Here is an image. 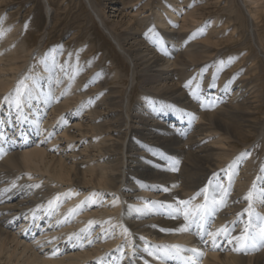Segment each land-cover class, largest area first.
I'll use <instances>...</instances> for the list:
<instances>
[{
    "label": "bare ground",
    "instance_id": "1",
    "mask_svg": "<svg viewBox=\"0 0 264 264\" xmlns=\"http://www.w3.org/2000/svg\"><path fill=\"white\" fill-rule=\"evenodd\" d=\"M181 11L162 2L154 17L122 25L128 48L120 39L119 46L142 86L129 109L122 90L108 86L119 74L96 72L92 60L37 51L41 71L26 74L34 56L30 32L0 21V264H184L190 249L204 253L197 264H264V246L235 251L221 237L213 248L197 234L227 226L231 238L264 227V104L253 70L240 68L225 80L247 58L207 62L209 46L196 40L205 28L189 32L192 25L177 22ZM210 80L215 93L206 90ZM225 83L232 100L221 95ZM165 102L180 114L165 119ZM224 192L203 229L176 230L186 223L173 211L180 201L194 197L191 204L199 205ZM33 217L46 222L40 230L38 222L29 225L30 232ZM162 245H179L181 254L157 259Z\"/></svg>",
    "mask_w": 264,
    "mask_h": 264
},
{
    "label": "rangeland",
    "instance_id": "2",
    "mask_svg": "<svg viewBox=\"0 0 264 264\" xmlns=\"http://www.w3.org/2000/svg\"><path fill=\"white\" fill-rule=\"evenodd\" d=\"M48 1L53 8L51 18L47 15L44 0H0V21L4 19V21L10 22V24L24 25L23 29L26 30V32H23L24 34L22 33V35L30 32L28 33L29 37L27 38V41L34 56L33 59L30 60L32 68L31 72H29L30 69L27 70L28 72L26 74L28 75L30 73L31 75L36 76V74L41 71V64L36 57L37 51L49 52L51 49L55 48L61 57V54H63V57L66 56L65 58L72 56L74 59L80 57V59L85 61L92 60L91 62L97 67L93 66V64L90 65V67H96V72L104 70L113 75L116 71L119 74V78L111 80L108 86L120 88V90H122L126 108H134L142 93V86L136 83L137 74L133 69V64L125 56L123 49L119 46L118 39L121 40L119 34L123 32V26H127L128 23L131 24V22L142 17H154L157 10L160 9L162 2L165 5H167L168 2H175L176 5L180 4L182 6V11L179 13V18L177 19V22L180 25H192L191 28H187L189 32L194 30V26L197 29L200 27L205 28L206 31H202V34H200L196 40H200L199 43L205 45L207 48L209 46L207 53L205 54L210 55V59H208L207 62L213 63L216 59H221L222 61H234V58L237 56L247 58L246 61L241 64H239L240 60L236 61L239 63L234 70L228 71L229 74H226L225 80L230 77L233 79L234 76L238 77L239 75L237 74H239L238 70L240 68L245 70L248 69V71L253 70L252 73L257 74L255 76V84L259 85L258 87L261 88L263 93V98L260 101L261 104H264V7L262 5L264 4V0H262V3H259L260 5L255 4L253 0ZM184 1L187 2L184 3ZM194 3H197L195 7H193ZM251 5L253 9L250 8ZM261 6L263 9L260 10L259 8H262ZM256 8L259 10L261 17H259V19L254 18V20L250 10L252 9L254 12H258ZM193 10L195 14L194 17L191 19L190 17H186L185 19L187 13H190ZM95 13L104 20L103 24L94 16ZM193 22L197 24H194ZM153 23L155 22L153 21ZM104 25L106 27H104ZM170 26L171 25H167L161 28L166 30L167 28H170ZM208 32L210 33L209 40L206 39ZM259 36L261 37L260 39ZM261 40L263 43H261ZM121 42L125 48H128L126 43L124 44L122 40ZM211 45L212 47H210ZM156 46L158 47V45ZM201 55V57H203V53ZM81 64L82 63H80V65ZM233 66H235V63L232 64L231 67ZM226 71L227 69L223 72L225 73ZM254 74L250 76L254 77ZM240 76H242V74ZM27 82L28 85L34 84V82ZM211 83L213 82L210 80L206 90L215 93L216 89ZM225 85L226 83L221 86V95L232 100L233 96L230 92L226 91L227 86ZM149 97L155 98L157 96L155 94H149ZM164 107H166V111H164L163 114L168 113L167 117L164 116L165 119H173L174 116L172 118L171 115L175 114V111H179L178 114H180L181 109L178 105L175 108H169L171 106L165 102ZM169 109H171V113L168 112ZM48 112L49 111H47V113ZM47 113H44L43 117H45V119L48 118ZM82 114L84 115L86 113ZM260 115L264 117L263 114ZM72 122L74 124L77 120L75 122L72 120ZM170 122L173 121L171 120ZM61 144H63V142H61ZM237 145L240 147L238 148V151H244L245 148L241 142H238ZM227 149L229 150L230 148ZM68 154L69 151L67 150L65 155ZM222 169L219 171L221 172L219 173L220 176H223V172L226 171L225 168ZM256 182L257 180L255 181V185L257 186L259 183ZM122 243H124V240L121 241L119 245H123Z\"/></svg>",
    "mask_w": 264,
    "mask_h": 264
},
{
    "label": "snow or ice",
    "instance_id": "3",
    "mask_svg": "<svg viewBox=\"0 0 264 264\" xmlns=\"http://www.w3.org/2000/svg\"><path fill=\"white\" fill-rule=\"evenodd\" d=\"M7 99V98H5ZM17 106H19L17 104ZM23 135V133H21ZM173 171L176 169L173 168ZM39 187V185H37ZM164 191H167V189H163ZM202 192H207V189L202 190ZM201 193H198L197 195H200ZM227 195L226 192L223 193V195H220L214 199H212L211 202H209L207 199L203 204L199 205H192L191 200L194 199L190 198L189 200L180 201L179 204L182 205V207L177 206L173 211L175 213L182 214L186 223L180 227L179 229H176L177 231L186 232L190 229V227H196L203 229V221L208 216H214L215 211L218 207L224 204V197ZM253 193L249 192L246 199H252ZM247 212V210H245ZM241 216L244 215L243 213L240 214ZM162 231H171L169 229H162ZM230 229L227 226H222L221 228L217 229L216 231H204V232H198L197 234L201 236V239L204 241L205 244L211 243V246L213 248H219L220 247V240L219 238L223 237L227 239L228 244L235 243V251H247L248 248L251 246L253 248L264 246V227H261L259 232L257 233H250L249 228L245 227L244 231L239 236L235 237H229ZM71 240V238H70ZM160 248V251L155 253L157 259L160 258H168L172 255H179L181 254V247L179 245H173V246H158ZM188 251H191L193 253V256L190 258H184V264H197V259L199 257H202L204 253L200 251L199 249H190ZM152 253H150L151 255Z\"/></svg>",
    "mask_w": 264,
    "mask_h": 264
}]
</instances>
